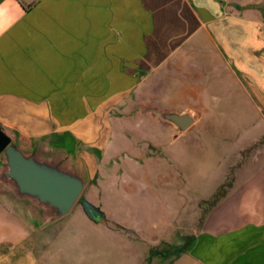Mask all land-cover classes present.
Instances as JSON below:
<instances>
[{"label": "rangeland", "instance_id": "obj_1", "mask_svg": "<svg viewBox=\"0 0 264 264\" xmlns=\"http://www.w3.org/2000/svg\"><path fill=\"white\" fill-rule=\"evenodd\" d=\"M189 5L231 12L213 20L229 26L197 29L108 114L87 116L92 95L84 83L83 103L74 99L84 107L73 117L77 137L8 132L24 148L76 164L87 178L81 195L103 212L95 223L75 203L33 233V252L19 264H174L177 253L164 251L188 241L236 173L264 166V0ZM191 107L203 110L201 120L176 136L156 115ZM86 118L97 139L80 130ZM151 248L163 253L148 261Z\"/></svg>", "mask_w": 264, "mask_h": 264}, {"label": "crops", "instance_id": "obj_2", "mask_svg": "<svg viewBox=\"0 0 264 264\" xmlns=\"http://www.w3.org/2000/svg\"><path fill=\"white\" fill-rule=\"evenodd\" d=\"M190 1L207 0H0V125L77 137L73 117L84 107L74 99L83 103L84 83L91 84L88 100L94 96L87 116L108 114L197 29L229 26L213 20L231 12ZM177 111L199 114L182 133L203 115L198 107ZM85 121L80 130L96 138ZM194 229L174 264H264V166L236 173ZM39 230L27 204L0 191V264L29 257Z\"/></svg>", "mask_w": 264, "mask_h": 264}, {"label": "water", "instance_id": "obj_3", "mask_svg": "<svg viewBox=\"0 0 264 264\" xmlns=\"http://www.w3.org/2000/svg\"><path fill=\"white\" fill-rule=\"evenodd\" d=\"M159 120L173 127L175 136L187 130L198 112L164 109ZM87 178L74 163L37 145L24 148L0 125V191L24 202L38 227L66 216L80 197ZM86 216L97 222L103 212L90 201L82 203Z\"/></svg>", "mask_w": 264, "mask_h": 264}, {"label": "trees", "instance_id": "obj_4", "mask_svg": "<svg viewBox=\"0 0 264 264\" xmlns=\"http://www.w3.org/2000/svg\"><path fill=\"white\" fill-rule=\"evenodd\" d=\"M221 197V195L219 194V195H217V196H215V198L212 200V203H215L219 198ZM190 239V238H189ZM188 242H189V240L182 246V247H177V248H174L173 250H171L170 249V247L169 248H167L165 251H164V253H163V250H159V249H157V248H151L150 249V256L147 258V260L149 261L153 256H155V255H162V253L163 254H167V255H169V254H176V253H179V252H181L182 251V249L188 244Z\"/></svg>", "mask_w": 264, "mask_h": 264}, {"label": "flooded vegetation", "instance_id": "obj_5", "mask_svg": "<svg viewBox=\"0 0 264 264\" xmlns=\"http://www.w3.org/2000/svg\"><path fill=\"white\" fill-rule=\"evenodd\" d=\"M86 201H89L88 198L83 197L82 195H80V197H79L78 200H77L78 204H80L81 207H82V203H83V202H86ZM77 202H76V203H77ZM102 215H103V214H102Z\"/></svg>", "mask_w": 264, "mask_h": 264}]
</instances>
